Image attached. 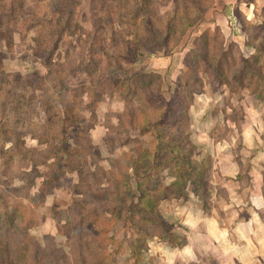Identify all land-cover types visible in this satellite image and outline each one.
<instances>
[{
	"label": "rangeland",
	"instance_id": "rangeland-1",
	"mask_svg": "<svg viewBox=\"0 0 264 264\" xmlns=\"http://www.w3.org/2000/svg\"><path fill=\"white\" fill-rule=\"evenodd\" d=\"M233 34L264 50V0H0V264H157L264 192V96L213 71Z\"/></svg>",
	"mask_w": 264,
	"mask_h": 264
},
{
	"label": "crops",
	"instance_id": "crops-1",
	"mask_svg": "<svg viewBox=\"0 0 264 264\" xmlns=\"http://www.w3.org/2000/svg\"><path fill=\"white\" fill-rule=\"evenodd\" d=\"M207 26L212 28L213 25ZM231 38L245 60L254 58L255 50L247 44L243 37L233 34ZM253 144H257V137L253 139ZM242 151L255 154L256 149L245 147ZM242 165L243 161L240 159V168ZM239 170L238 163L231 164L226 173L227 178L231 176L236 179ZM250 184L252 186L249 185L246 192L250 188L251 190L254 188V182L251 181ZM226 197L227 204L223 209L224 217L214 212L207 218L200 217L197 222L192 220L186 222L184 233L187 234V246L173 250L171 259L159 258L157 262H154L157 264H258V261L263 258L262 253L264 252V198L262 192L259 190L258 193V189L255 187L248 196L246 205L240 194H236V196L230 194ZM234 202L237 203L236 207H232ZM244 207H247L246 214L242 218L240 212ZM227 210L230 212L225 213Z\"/></svg>",
	"mask_w": 264,
	"mask_h": 264
},
{
	"label": "trees",
	"instance_id": "trees-1",
	"mask_svg": "<svg viewBox=\"0 0 264 264\" xmlns=\"http://www.w3.org/2000/svg\"><path fill=\"white\" fill-rule=\"evenodd\" d=\"M201 20H203V19H199V21H201ZM186 21L187 20H185L183 23L185 27L192 25L189 22L187 24ZM168 27H169V25H168ZM209 30H211V28H208V31ZM168 31H169V29L167 28V32ZM208 31H205L203 34L200 33V35L197 36V38L195 39V43H194L195 46L199 45V43H203L202 47L205 48L210 43V40L211 41L214 40V37L210 34L211 32H208ZM136 41H137L136 42L137 46L141 47L140 42H138V39ZM247 44L255 50V52H256L255 57L247 61L240 54V51H238L239 52V54H238L239 59L237 62L238 67H236V69L234 68V70L231 73H229V70H227L226 68L228 66L227 62L233 61L232 53H231V51H229L230 50L229 47H228V49H225L224 40H222L221 48L219 46V51L217 52L218 53V56H217L218 59L214 60L215 67L213 68V71L217 74L219 79L227 78L226 75L229 74V79L237 82L238 85H240V86H242L243 81L250 80L252 78L253 81H256L255 85H257L258 89H257V91H251V93L253 94V96L261 97V96H264V78H263V75L261 74L262 69H260L258 67H259V62L264 60V50L261 47H259L258 45H254L249 39H247ZM192 55L195 57L198 56L195 52L192 51V52H189V54L186 55L185 57H187V56L189 57ZM263 65H264V63H263ZM254 78H257V80ZM220 85L226 86L229 89L232 88L231 87V85H232L231 81L227 82V81L221 80ZM247 90L250 91V88L248 87ZM163 116H164V114L161 116L160 120L163 118ZM180 179H182V175H181ZM262 196L264 198L263 190H262Z\"/></svg>",
	"mask_w": 264,
	"mask_h": 264
}]
</instances>
